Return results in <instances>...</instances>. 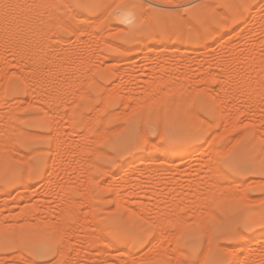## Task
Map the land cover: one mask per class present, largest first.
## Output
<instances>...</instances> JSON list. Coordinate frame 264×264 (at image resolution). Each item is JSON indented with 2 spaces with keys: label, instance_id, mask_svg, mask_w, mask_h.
<instances>
[{
  "label": "rangeland",
  "instance_id": "1",
  "mask_svg": "<svg viewBox=\"0 0 264 264\" xmlns=\"http://www.w3.org/2000/svg\"><path fill=\"white\" fill-rule=\"evenodd\" d=\"M0 1V264H261L264 15L231 0ZM177 130L189 154L164 161Z\"/></svg>",
  "mask_w": 264,
  "mask_h": 264
},
{
  "label": "bare ground",
  "instance_id": "2",
  "mask_svg": "<svg viewBox=\"0 0 264 264\" xmlns=\"http://www.w3.org/2000/svg\"><path fill=\"white\" fill-rule=\"evenodd\" d=\"M11 1H12V0H11ZM17 1H18V0H17ZM36 1H37V0H36ZM40 1H41V0H40ZM43 1H44V0H43ZM43 1H42V3H43ZM0 2H1V3H0V6H1L2 4H3V5H4V4L6 5V1H0ZM3 2H5V3H3ZM8 2H9V1L7 0V4H9ZM15 2H16V0H15ZM15 2H14V3H15ZM18 2H19V1H18ZM19 3H20V2H19ZM27 3H28V2H27ZM125 4H127V3H125ZM3 5H2L1 7H5V5H4V6H3ZM13 5H14V4H13ZM28 5H29V3H28ZM30 5H31V4H30ZM35 5H36V4H35ZM41 5H42V4H41ZM135 5H136V4H135ZM25 6H27V5H25ZM31 6H32V5H31ZM124 6H125V5H124ZM14 7H15V6H14ZM18 7H19V6H18ZM18 7L16 6V10L18 9L17 11L14 10L15 8H13V10H14L15 12H18V11L20 12L19 8H21V7H19V8H18ZM39 7H40V6H39ZM127 7H128V6H127ZM5 8H6V7H5ZM30 8H31V7H30ZM36 8H37V7H36ZM9 9H10V8H9ZM40 9H41V8H40ZM40 9H39V10H40ZM3 10H4V9H3ZM28 10H29V9H28ZM34 10H35V9H34ZM36 10H37V9H36ZM129 10H130V9H129ZM129 10L127 11V10L123 9V10H120L119 12H117V13L115 14V18H116V20L120 21L121 23H125V24H126V22L128 23L129 20H131L130 22H133L132 19H131V17H132V16H131V12H129ZM252 10H253V9H252ZM6 11H7V10H6ZM8 11H9V10H8ZM31 11H32V10H31ZM2 12H3V11H2ZM2 12H1V14H2ZM10 12H11V10H10ZM15 12H13V13H15ZM35 12H36V11H35ZM256 12H257V11H256ZM29 13H30V11H29ZM31 13H32V12H31ZM33 13H34V11H33ZM36 13H37V12H36ZM221 13L224 14L225 12H221ZM232 13H233V12H232ZM232 13H231V14H232ZM239 13H240V15H242V18H244V17H243L244 14L241 13L240 11H239ZM253 13H254V12H253ZM10 14H11V13H10ZM16 14H17V13H16ZM27 14H28V13H27ZM145 14H147V13H145ZM257 14H258V13H257ZM12 15H13V14H12ZM24 15H25V14H24ZM37 15H38V14H37ZM224 15H225L224 17H227V16H228L227 13L224 14ZM248 15H249V14H248ZM252 15H253V14H252ZM254 15H256V13H255ZM0 16H3V15H0ZM146 16H149V15L147 14ZM229 16H230V15H229ZM232 16H234V14H233ZM249 16H250V15H249ZM256 16H257V15H256ZM16 17H17V16H16ZM21 17H22V16H21ZM28 17H32V15H31V16H28ZM28 17H26V18H28ZM34 17H36V16L34 15ZM40 17H41V15H40ZM251 17L253 18V16H251ZM0 18H1V17H0ZM2 18H4V16H3ZM26 18H25V19H26ZM228 18H229V17H227V19H228ZM254 18H255V16H254ZM14 19H15V18H14ZM14 19H12V20L10 19V20L13 21ZM19 19H20V18H19ZM19 19H18V21H19ZM22 19H23V18H22ZM39 19H40V18H39ZM148 19H149V18H148ZM233 19H234V18H233ZM256 19H259V18H256ZM1 20H2V19H1ZM16 20H17V19H16ZM29 20H30V19H29ZM229 20H230V19H229ZM3 21H5V20L3 19ZM149 21H150V20H149ZM220 21H221V20H220ZM257 21H258V20H257ZM259 21H260V20H259ZM6 22H7V21H5V23H6ZM223 22L225 23L226 21H223ZM0 23H1V22H0ZM16 23H17V22H16ZM16 23H15L14 27H15V26H18V23H17V25H16ZM34 23H35V22H34ZM34 23H33V24H34ZM224 23H223V24H224ZM227 23H229V22H227ZM227 23H226V26L228 27ZM1 24H2V23H1ZM36 24H38V23H36ZM21 25H22V24H21ZM128 25H129V24H128ZM262 25H263V24H262ZM262 25H261V26H262ZM23 26H24V25H23ZM29 26H30V25H28V27H29ZM36 26H37V25H36ZM208 26H211V27H212V24L209 23ZM229 26H230V24H229ZM0 27H1V26H0ZM20 27H21V26H20ZM20 27H19V28H20ZM32 27H33V26H32ZM37 27H38V26H37ZM40 27H41V26H40ZM66 27H67V26H66ZM89 27H90V25H89ZM89 27H88V28H89ZM211 27H210V29H212ZM6 28H7V27H6ZM6 28H5V26H4V30H6ZM12 28H13V26H12ZM30 28H31V27H30ZM34 28H35V27H34ZM69 28H70V27H69ZM229 28H230V27H229ZM22 29H23V28H22ZM24 29H25V27H24ZM26 29H27V28H26ZM26 29H25V30H26ZM31 29H32V28H31ZM38 29H39V28H37V30H38ZM123 29H124V28H123ZM2 30H3V28H2ZM2 30H1V31H2ZM4 30H3V32H4ZM129 30H130V29H129ZM195 30H196V29H195ZM215 30H216V29H215ZM14 31H15V30H14ZM26 31H27V30H26ZM26 31H25V32H26ZM31 31H32V30H31ZM196 31H197V30H196ZM212 31H213V29H212ZM217 31H218V30H216V31H214V32H217ZM16 32H17V31H16ZM29 32H30V31H29ZM198 32H200V31H199V28H198ZM202 32H203V31H202ZM17 33H19V32H17ZM40 33H41V32H40ZM77 33H79V32H77ZM225 33H226V32H225ZM23 34H24V33H23ZM23 34H22V35H23ZM25 34H26V33H25ZM28 34H29V33H28ZM30 34H31V33H30ZM74 34H75V32H74ZM5 35H6V33H5ZM7 35H8V34H7ZM36 35H37V34H36ZM42 35H43V34H42ZM198 35H200L199 37L202 38V40H204L203 37H202V35H203L202 33H200V34L198 33ZM24 36H25V35H24ZM9 37H10V36H9ZM11 37H12V36H11ZM30 37H31V36H30ZM38 37H39V36H38ZM40 37H41V36H40ZM159 37H160V36H159ZM18 38H19V37H18ZM32 38H33V37H32ZM184 38H185V37H184ZM215 38H216V37H215ZM7 39H8V37H7ZM13 39H14V38H13ZM25 39H26V38H25ZM30 39H31V38H30ZM206 39H207V37H206ZM220 39H221V38H220ZM16 40H17V39H16ZM20 40H21V39H20ZM22 40H23V39H22ZM39 40H40V39H39ZM184 40H185V39H184ZM202 40H200V41L202 42ZM182 41H183V40H182ZM227 41H228V40H227ZM9 42H10V40H9ZM14 42H15V41H14ZM14 42H13V43H14ZM22 42H24V44H25V41H22ZM217 42H219V40H218ZM220 42H221V41H220ZM33 43H34V42H33ZM36 43H37V42H36ZM40 43H41V42H40ZM229 43H231V42H229ZM256 43H257V42H256ZM11 44H12V43H11ZM14 44L16 45V42H15ZM18 44H20V43H18ZM38 44H39V43H38ZM226 44H227V43H226ZM20 45H21V44H20ZM28 45H29V44H28ZM220 45L222 46L223 44H220ZM257 45H258V44H257ZM13 46H14V45H13ZM24 46H25V45H24ZM24 46H23V47H24ZM33 46H35V45H33ZM212 46H213V45H212ZM223 46H224V45H223ZM228 46H229V45H228ZM9 47H10V46H9ZM11 47H12V46H11ZM25 47H26V46H25ZM226 47H227V46H226ZM14 48H15V46H14ZM14 48H13V49H14ZM17 48H18V47H17ZM21 48H22V47H21ZM21 48H20V49H21ZM116 48H117V47H116ZM228 48H229V47H228ZM231 48H232V47H231ZM29 49H30V48H29ZM33 49H34V48H33ZM222 49H223V48H222ZM238 49H239V48H238ZM11 50H12V49H11ZM18 50H19V48H18ZM25 50H26V49H25ZM224 50H226V49H224ZM240 50H241V49H240ZM16 51H17V49L14 50L13 52H15V54H16ZM26 51H27V50H26ZM32 51H33V50H32ZM37 51H38V50H37ZM17 52H18V51H17ZM20 52H21V50H20ZM22 52H23V51H22ZM22 52H21V53H22ZM24 52H25V51H24ZM24 52H23V53H24ZM116 52H117V51H116ZM225 52H226V51H225ZM21 53H20V54H21ZM25 53H26V52H25ZM31 54H32V52H31ZM37 54H38V53H37ZM223 54H224V53H223ZM226 54H227V53H226ZM226 54H225V55H226ZM230 54H231V53H230ZM241 54H243V53L241 52ZM21 55H22V54H21ZM13 56H14V55H13ZM17 56H20V55H17ZM17 56H16V57H17ZM34 56H35V55H34ZM231 56H232V54H231ZM243 56H244V55H243ZM21 57L24 58L23 55H22ZM221 57H222V56H221ZM229 57H230V56H229ZM13 58H15V56H14ZM19 58H20V57H19ZM25 58H26V57H25ZM31 58H32V57H31ZM40 58H41V57H40ZM186 58H187V57H186ZM4 59H5V58H4ZM219 59H220V58H219ZM223 59H224V58H223ZM223 59H222V60H223ZM257 59H258V58H257ZM257 59H254V60H252V61H256ZM0 60H1V59H0ZM6 60H7V59H6ZM36 60H37V59H36ZM36 60H35L34 62H37V61H38V60H37V61H36ZM217 60H218V59H217ZM4 61H5V60H4ZM8 61H9V60H8ZM16 61H17V60H16ZM24 61H25V59H24ZM30 61H32V60H30ZM189 61H191V60H189ZM258 61H259V59H258ZM12 62H13V61H12ZM32 62H33V61H32ZM34 62H33V63L30 62V64L33 65ZM192 62H193V61H192ZM194 62H195V61H194ZM222 62H223V61H222ZM260 62H261V60H260ZM6 63H7V62H6ZM23 63H25V62H23ZM23 63H22V64H23ZM26 63H27V62H26ZM217 63H218V62H217ZM20 64H21V63H20ZM30 64L28 63V65H30ZM35 64H36V63H35ZM252 64H253V63H252ZM254 64L257 65V63H254ZM1 65H2V64H1ZM39 65L41 66V64H39ZM39 65H38V66H39ZM43 65H45V64H43ZM218 65H219V64H218ZM231 65H232V64H231ZM258 65H259V64H258ZM260 65H262V64H260ZM16 66H17V65H16ZM35 66H37V65H35ZM18 67H19V66H18ZM27 67H28V66H27ZM32 67H34V65H33ZM32 67H31V68H32ZM44 67H45V66H44ZM22 68H25V67L22 65V66H21V69H22ZM255 68H256V67H255ZM259 68H261V66L258 67L256 70H261V69H259ZM18 69H19V68H18ZM21 69H19V70H21ZM38 69H40V67L37 68L35 71H37ZM41 69H43V68H41ZM239 69H240V68H239ZM262 69H263V67H262ZM24 70H25V69H24ZM27 70H28V69H27ZM27 70H26V71H27ZM31 70H32V69H30V72L32 73V75H35L34 71L32 72ZM33 70H34V69H33ZM224 70H225V69H224ZM16 71H17V70H16ZM22 71H23V70H22ZM22 71H20V72H22ZM38 71H39V70H38ZM226 71H227V70H226ZM233 71H234V70H233ZM261 71H262V70H261ZM263 71H264V69H263ZM263 71H262V72H263ZM23 72H24V71H23ZM27 72H28V71H27ZM27 72H26V73H27ZM39 72H40V71H39ZM227 72H228V71H227ZM254 72H255V70H254ZM258 72H259V71H258ZM15 73H16V72H15ZM31 73H29V76H30ZM33 73H34V74H33ZM37 73H38V72H37ZM241 73H242V72H241ZM0 74H1V73H0ZM18 74H19V73H18ZM24 74H25V72H24ZM206 74H207V73H206ZM225 74H226V73H224V75H225ZM228 74H230V76L228 75V76H225V77H224V79L226 78V82H230V83H231L232 81H235V80H231V78H232L233 75H235V74H232V76H231V73L228 72ZM190 75H191V74H190ZM204 75H205V74H204ZM243 75H244V74H243ZM257 75H258V74H257ZM260 75H263V73H261ZM29 76H28V77H29ZM35 76H36V75H35ZM37 76H38V75H37ZM41 76H42V75H41ZM196 76H197V75H196ZM206 76H207V75H205V78H206ZM212 76H214V75L212 74ZM220 76H221V75H220ZM235 76H236V75H235ZM4 77H5V76H4ZM23 77H25V76L23 75ZM30 77H31V76H30ZM48 77H49V76H48ZM21 78H22V77H21ZM32 78H33V77H32ZM44 78H45V77H44ZM187 78H188V77H187ZM199 78H200V77H199ZM202 78H204V77H202ZM202 78H201V79H202ZM208 78H211V77L208 76ZM236 78H239V74H238V77L236 76ZM240 78H241V77H240ZM259 78H260V76H259ZM2 79H3V77H2ZM30 79H31V78H30ZM38 79H39V78H38ZM206 79H207V78H206ZM227 79H230V81H227ZM233 79H234V78H233ZM242 79H243V78H242ZM260 79H261V78H260ZM43 80H44V79H43ZM43 80H42V81H43ZM180 80H181V79H180ZM221 80H222V79H221ZM221 80H220V81H221ZM236 80H237V79H236ZM1 81H2V80H1ZM1 81H0V82H1ZM26 81H27V80H26ZM184 81H185V80H184ZM205 81H206V80H205ZM238 81H241V80L239 79ZM242 81H244V80H242ZM39 82H40V80H39ZM44 82H45V81H44ZM207 82H208V81H207ZM222 82H224V80H222ZM36 83H37L38 85L40 84V83H38V82H36ZM46 83H47V81H46ZM224 83H225V82H224ZM230 83H229V85H230ZM234 83H235V82H234ZM236 83H237V82H236ZM244 83H245V82H244ZM37 84H36V85H37ZM44 84H45V83H44ZM47 84H48V83H47ZM47 84H46V85H47ZM232 84H233V82H232ZM42 85H43V84H42ZM48 85H49V84H48ZM227 85H228V83H227ZM240 85H241V84H240ZM12 86H13V85H12ZM31 86H32V85H31ZM43 86H44V85H43ZM3 87H4V85H3ZM33 87H34V86H33ZM36 87H37V86H36ZM38 87L40 88L41 86H38ZM38 87H37V88H38ZM228 87H229V86H228ZM230 87H231V86H230ZM26 88H27V87H26ZM31 88H32V87H31ZM37 88H36V89H37ZM179 88H180V87H179ZM179 88H178V89H179ZM184 88H185V86H184ZM235 88H236V87H235ZM40 89H41V88H40ZM47 89H49V88H47ZM61 89H62V88H61ZM180 89H181V88H180ZM0 90H2V89H0ZM38 90H39V89H38ZM45 90H46V89H44V90H42V91H45ZM56 90H57V89H56ZM183 90H184V89H183ZM187 90H188V89H187ZM234 90H235V89H234ZM39 91H40V90H39ZM42 91H41V92H42ZM189 91H190V90H189ZM229 91H230V90H229ZM36 92H38V91H36ZM47 92H49V91H47ZM47 92H44V94H45L46 96L48 95V94H46ZM50 92H51V91H50ZM63 92H64V91H63ZM63 92H62V93H63ZM180 92H181V90H180ZM182 92H183V91H182ZM185 92H186V90H185ZM30 93H31V92H30ZM56 93H57V94H56L55 98H59L60 95H61V96L63 95V94L58 93V92H56ZM76 93H77V92H76ZM3 94H4V93H3ZM49 94H50V93H49ZM74 94H75V92H74ZM81 94H82V92H80L79 95H81ZM208 94H209V93H208ZM215 94H217V93H215ZM51 95H52V94H51ZM54 95H55V94H54ZM2 96H3V95H2ZM73 96H74V95H73ZM212 96H213V95H212ZM215 96H216V95H215ZM39 97H40V95H39ZM77 97H78V96H77ZM191 98H192V97H191ZM193 98H194V97H193ZM193 98H192L191 100H189L190 98L187 99V100L191 101V103H192ZM181 99H182V98H181ZM215 99H216V98H215ZM44 100H45V99H44ZM179 100H180V98H179ZM179 100H178V101H179ZM187 100H186V101H187ZM37 101H38V100H37ZM217 101H218V100H217ZM44 102H45V101H44ZM175 102H177V101H175ZM181 102H183V101H181ZM194 102H195V101H194ZM166 103H168V102L166 101ZM179 103H180V101H179ZM179 103H177L176 106H177V108H179L180 110H176V106H175V105H172V107L175 106V107H174L175 109H174V111H172V112H176V111H177V112H179V111L182 112V109L180 108V106H182V104L187 103V102L184 101V103H182L181 105H180ZM45 104H46V103H45ZM150 104H152V103H150ZM164 104H165V103H164ZM164 104H163V106H166V109H167V107H169V106H167V104H165V105H164ZM148 106H149V105H148ZM150 106H151V105H150ZM150 106H149V107H150ZM160 106H161V105H160ZM170 106H171V105H170ZM190 106H191V104H190ZM222 106H223V105H222ZM225 106L227 107V105H225ZM149 107L147 108V110L149 109ZM172 107H171V109H172ZM8 108H9V107H8ZM12 108H13V107H12ZM151 108H152V107H151ZM156 108H158V107H156ZM182 108H184V107H182ZM188 108H189V104H188ZM229 108H230V107H229ZM154 109H155V108H154ZM163 109H165V108L163 107ZM166 109H165V110H166ZM169 109H170V108H168V110H169ZM171 109H170V110H171ZM185 109H187V108H184V111H185ZM194 109H195V108H194ZM9 110H10V109H9ZM14 110H15V108H14ZM156 110H157V109H156ZM168 110L165 111V115H168V113H166V112H168ZM172 110H173V109H172ZM12 111H13V110H12ZM16 111H17V110H16ZM152 111H153V110H152ZM154 111H155V110H154ZM193 111H194V110H193ZM147 112H148V111H147ZM150 112H151V111H150ZM177 112L175 113V115H176V116L178 117V119H179V116L177 115ZM188 112H190V111H188ZM5 113H7V112H5ZM81 113H82V112H81ZM153 113H154V114H157V113H155V112H153ZM179 113H180V112H179ZM194 113H195V112H194ZM194 113H193V114H194ZM222 113H223V112H222ZM14 114H15V113H14ZM151 114H152V113H151ZM154 114H152V115H154ZM189 114H190V113H189ZM232 114H233V113H232ZM10 115H11V114H10ZM82 115H83V114H82ZM169 115H170V114H169ZM169 115L166 116V118L169 117L168 120H169L170 117H171V116H169ZM173 115H174V114H173ZM195 115H196V114H195ZM221 115H223V114H221ZM2 116H3V115H2ZM7 116H8V115H7ZM7 116H5V117H7ZM196 116H197V115H196ZM23 117H24V116H23ZM25 117H26V116H25ZM173 117H174V116H173ZM173 117H172V118H173ZM191 117H193V116H191ZM197 117H198V116H197ZM228 117H229V116H228ZM8 118L10 119V118H12V117H9V116H8ZM174 118H175V117H174ZM181 118H182V117H180V120H181ZM186 118H187V117H186ZM14 119H15V118H14ZM74 119H75V118H74ZM85 119H87V118H85ZM194 119H195V116H194ZM202 119H203V118H202ZM202 119H201V120H202ZM233 119H234V117H233ZM87 120H88V119H87ZM87 120H86V122H87ZM173 120H174V119H173ZM1 121H2V120H1ZM4 121H5V120H4ZM6 121H8V120H6ZM174 121H175V120H174ZM192 121H193V120H192ZM197 121H198V120H197ZM199 121H200V120H199ZM203 121H204V119H203ZM8 122H10V121H8ZM170 122H172V121H170ZM205 122H206V121H205ZM207 122H208V121H207ZM167 123H168V122H167ZM3 124H4V122H3ZM9 124H10V123H9ZM11 124H12V123H11ZM11 124H10V126H11ZM14 124H15V123H14ZM85 124L87 125V123H85ZM175 124H176V123H175ZM86 125H85V126H86ZM172 125H173V124H172ZM172 125H171V126H172ZM210 125H212V124H210ZM179 126H180V125H179ZM2 127H4V126H2ZM7 127H8V126H7ZM7 127H6V128H7ZM14 127H15V126H14ZM52 127H53V126H52ZM175 127H176V126H175ZM175 127H174V128H175ZM211 127H213V126H211ZM9 128H10V127H9ZM19 128H20V127H19ZM87 128L89 129V127H87ZM174 128H173V129H174ZM177 128H178V127H177ZM177 128H175V129H177ZM183 128H184V127H183ZM7 129H8V128H7ZM13 129H15V128H13ZM88 129H87V130H88ZM178 129H179V128H178ZM10 130H11V128H10ZM171 130H172V129H171ZM11 131H12V130H11ZM16 131H17V129H16ZM18 131H19V129H18ZM89 131H90V130H89ZM89 131H88V132H89ZM190 131H191V130H190ZM2 132H3V130H2ZM4 132H6V131H4ZM9 132H10V131H9ZM26 132H27V131H26ZM29 132H30V131H29ZM35 132L37 133V131H35ZM90 132H91V131H90ZM182 132H183V130H182ZM186 132H188V131H186ZM186 132L181 133V132H179V130H177V132L174 133V134H175L174 139H175V142H176V143H175V145H174L173 147H170L168 150H166V149L160 147V150H159V151L161 152L163 158L168 157V156H182L183 154H186V155L189 154V149H188V148H189V145H190L191 142H188V140H189V139H192V138H190V135H189L188 133H186ZM244 132H245V130H244ZM6 133H8V132H6ZM6 133H4V134H6ZM27 133H28V132H27ZM27 133H26V134H27ZM32 133H33V132H32ZM32 133H31V135L35 136V135L32 134ZM39 133H40V132H39ZM57 133H58V132H57ZM166 133H167V131H166ZM212 133H215V131L212 132ZM217 133H218V132H217ZM248 133H250V132H248ZM8 134H9V133H8ZM48 134H49V133H48ZM167 134H168V133H167ZM218 134H221V133H218ZM218 134L215 133V135H214V137H213L215 143H216V139H217L216 137H217V136H221V135H218ZM242 134H243V133H242ZM40 135H41V134H40ZM40 135H39V136H40ZM43 135H46V136H47V134H44V133H43ZM43 135H42V137H43ZM59 135H60V134H58V136H59ZM222 135H223V134H222ZM39 136H38V137H39ZM51 136H52V135H51ZM211 136H213V134H212ZM215 136H216V137H215ZM7 137H8V136H7ZM35 137H37V134H36ZM53 137H54V136H53ZM60 137H61V136H60ZM60 137H59V139H60ZM9 138H10V137H9ZM18 138H20V137L18 136ZM145 138H146V136H145ZM213 138H212V139H213ZM143 139H144V137L142 138V140H143ZM146 139H147V138H146ZM209 140H210V139H209ZM4 141H5V140H4ZM217 141H218V140H217ZM53 142H54V140H53ZM56 142H57V139H56ZM59 142H60V141H59ZM225 142H226V141H225ZM192 143H193V142H192ZM192 143H191V144H192ZM215 143H214L213 146H215ZM55 144H56V143H55ZM61 144H63V143H61ZM207 144H208V145L206 146V149H207L208 146H210V145L213 144V143H211V144L209 145V143L207 142ZM224 144H226V143H224ZM193 145H194V144H193ZM0 146H1V145H0ZM57 146H59V145L57 144ZM193 147H194V146H193ZM217 147H218V146H217ZM225 147H226V146H224V148H225ZM0 148H2V147H0ZM53 148H54V147H53ZM209 148H210V147H208V149H209ZM211 148L214 149L215 152H218L217 149H216V147H212V146H211ZM211 148L209 149V151H210V150H211V151H214V150H212ZM220 148H222L223 150L226 151V149H224L223 146L220 147ZM51 149H52V148H51ZM208 149H207V150H208ZM222 149H221V151H222ZM1 150H2V149H1ZM36 150H37V149H36ZM39 150H40V149H39ZM41 150H42V149H41ZM219 150H220V149H219ZM50 151H51V150H50ZM54 151H55V150H54ZM194 151H195V150H194ZM34 152H35V151H34ZM34 152H33V153H34ZM36 152H37V151H36ZM136 152H137V151H136ZM153 152H154V151H150V154H152ZM222 152H223V151H222ZM20 153H21V152H20ZM211 153H212V152H211ZM213 153H214V152H213ZM213 153H212L211 155H214ZM218 153H220V152H218ZM21 154H22V153H21ZM24 154H26V153H24ZM54 154H56V153H54ZM190 154H191V153H190ZM215 154H216V153H215ZM223 154H224V153H223ZM223 154H222V155H223ZM22 155H23V154H22ZM52 155H53V154H52ZM211 155H210V156H211ZM216 155H217V154H216ZM25 156H26V155H24V157H25ZM214 156H215V155H214ZM22 157H23V156H22ZM70 157H71V156H70ZM5 158H6V157H5ZM54 159H55V158H54ZM207 159H208V158H207ZM166 160H167V159L165 158L164 161H166ZM51 161H52V160H51ZM221 161H222V160H221ZM208 162H209V161H208ZM210 162H212V161H210ZM210 162H209V163H210ZM213 162H214V160H213ZM51 164H52V163H51ZM53 164H54V163H53ZM211 164H212V163H211ZM48 165H49V164H48ZM127 165H129V162L126 163V165L123 166V167H126ZM49 166H50V165H49ZM212 166H213V165H211V167H210L211 169L213 168ZM214 166H215V165H214ZM54 167H55V165H54ZM215 167H216V166H215ZM215 167H214V168H215ZM53 169H54V168H53ZM215 169H216V168H215ZM213 170H214V169H213ZM37 172H38V171H37ZM49 172H50V171H49ZM51 172H52V171H51ZM209 172H210V170H209ZM52 173H53V172H52ZM152 173H153V172H152ZM213 173H215V175H219V174L216 172V170H215V172H213ZM211 175H212V176H211ZM121 176H122V175H121ZM128 176H129V175H128ZM128 176H127V179H126V177H124L125 180L122 178V179H123L124 181H126L127 183H128V178H129ZM138 176H139V175H138ZM148 176H149V175H148ZM208 176H209V175H208ZM219 176H220V175H219ZM150 177H152V176L150 175ZM209 177H214V175L212 174V171H211V174H210ZM209 177H208V178H209ZM135 178H136V177H135ZM147 178H148V177H147ZM220 178H221V177H220ZM220 178H219V179H220ZM129 179H130V178H129ZM133 179H134V178H133ZM150 179L152 180V178H150ZM209 179H212V178H209ZM213 179H215V178H213ZM22 181H23V178H22ZM115 181H116V180H115ZM212 181H213V180H212ZM212 181H211V182H212ZM109 182H111V181H109ZM149 182H150V180H149ZM208 182H209V181H208ZM211 182L209 183V185L212 184ZM24 183H25V181H24ZM24 183H22V184L24 185ZM127 183H126V184H127ZM136 183H137V182H136ZM138 183H139V182H138ZM205 183H207V181H205ZM215 183H216V185H217V181H216V180H215ZM110 185H111V184H110ZM113 185H115V184L113 183ZM129 185H130V184H129ZM145 185H146V184H145ZM196 185H197V184H196ZM205 185H206V184H205ZM207 185H208V184H207ZM218 185H219V184H218ZM218 185H217V186H218ZM115 186H116V185H115ZM118 186H120V184H118ZM123 186H124V185H123ZM127 186H128V185H127ZM147 186H148V185H147ZM199 186H200V185H199ZM24 187H25V186H24ZM120 187H121V186H120ZM142 187H143V186H142ZM202 187H203V186H202ZM209 187H210V186H208V188H209ZM212 187H215V184H213ZM117 188H118V187L116 186V189H117ZM216 188H217V187H216ZM196 189H197V187H196ZM199 189H200V188H199ZM210 189H211V188H210ZM212 189H213V188H212ZM212 189H211V191H212ZM217 189H218V190H221V188H220V189L217 188ZM217 189H213V191H214V192L217 191V194H218V190H217ZM194 190H195V189H194ZM200 190H201V189H200ZM237 190H240V189H237V188H236V191H237ZM195 191H196V190H195ZM206 191H207V193H210V192H208L207 189H206ZM209 191H210V190H209ZM223 191H224V190H223ZM223 191L220 192V194H221V193L223 194ZM118 192H119V190H118ZM214 192H212V194H213ZM224 192H225V191H224ZM228 192H229V190H228ZM228 192H227V193H228ZM4 193H5V191H4ZM198 193H200V192H198ZM215 193H216V192H215ZM194 194H195V193H194ZM194 194H193L192 196H194ZM200 194H201V193H200ZM210 194H211V193H210ZM222 194H221V197H222ZM234 194H235V193H234ZM125 195H128V194H125ZM224 195H225V196H226V195H227V196H228V195L230 196V195H232V192H231V194H224ZM117 196H119V195H117ZM130 196H131V195H130ZM145 196H146V194H145ZM195 196H197V195H195ZM200 196H201V195H198V197H197L198 201H199V197H200ZM208 196L212 199L213 196H215V194H213V196H212V195H208ZM218 196H219V194H218ZM119 197H120V196H119ZM216 197H217V195H216ZM221 197H220V198H221ZM121 198H122V197H121ZM124 198H125V197H124ZM149 198H150V197H149ZM151 198H152V197H151ZM218 198H219V197H218ZM225 198H226V197H225ZM152 199H153V198H152ZM193 199H195V198L193 197ZM197 199H196V200H197ZM200 199H201V198H200ZM215 199L217 200V198H213V200H215ZM43 200H44V199H43ZM61 200H62V199H61ZM117 200H121V199L118 198ZM124 200H125V199H124ZM124 200H121V202H123ZM129 200H130V199H129ZM201 200L206 202V198H205V200H203V198H202ZM208 200H210V199H208ZM216 200H215V201H216ZM130 201H131V200H130ZM134 201H135V200H134ZM136 201H137V200H136ZM215 201H214V202H215ZM39 202H40V201H39ZM132 202H133V201H132ZM137 202H139V201H137ZM137 202H134V203H136V205H137ZM199 202H200V201H199ZM199 202H198V203H199ZM205 202H204V203H205ZM209 202H210V201H209ZM209 202L207 201V206H208V203H209ZM214 202H213V203H214ZM217 202H218V200H217ZM62 203H63V202H62ZM74 203H75V202H74ZM74 203H72V204H74ZM128 203H130V202H128ZM139 203H141V202H139ZM201 203H203V202H200V204H201ZM215 203H216V202H215ZM215 203H214V204H215ZM40 204H42V203H40ZM70 204H71V201H70ZM123 204H125V203L123 202ZM146 204H147V203H146ZM62 205H63V204H62ZM64 205L66 206V204H64ZM128 205H129V204H128ZM128 205H127V206H128ZM140 205H141V204H140ZM142 205H143V204H142ZM209 205H210V204H209ZM41 206H42V205H41ZM44 206H45V205H44ZM66 207H67V206H66ZM201 207H203V206H201ZM211 207H212V206H211ZM33 208H34V207H33ZM46 208H47V207H46ZM62 208H64V210L66 209L64 206H63ZM62 208H61V209H62ZM68 208H69V207H67V209H68ZM73 208H74V207H73ZM128 208H129V207H128ZM208 208H209V207H208ZM34 209H35V208H34ZM43 209H44V208H43ZM67 209H66V210H67ZM70 209H71V207H70ZM203 209L206 210V208H203ZM24 210H25V209H24ZM62 210H63V209H62ZM62 210H61V211H62ZM71 210H72V209H71ZM143 210H144V209H143ZM147 210H148V209H147ZM205 210H204V211H205ZM210 210H211V208H210ZM28 211H29V209H28ZM39 211H40V210H39ZM42 211H43V210H42ZM44 211H45V210H44ZM44 211H43V212H44ZM25 212H26V211H25ZM40 212H41V211H40ZM62 212H63V214H64L65 211H62ZM69 212H70V210H69ZM148 212H149V211H148ZM58 213H59V212H58ZM65 213H66V212H65ZM161 213H163V212H160L159 215H160ZM167 213H168V212H167ZM170 213H171V212H169L168 214L170 215ZM213 213H214V212H213ZM213 213H212V214H213ZM256 213L258 214V212H256ZM26 214H29V212L26 213ZM144 214H145V213H144ZM29 215H30V214H29ZM59 215H60V214H59ZM64 215H65V214H64ZM169 215H168V216H169ZM213 215H215V214H213ZM259 215H260V214H259ZM65 216H66V215H65ZM143 216H144V215H143ZM161 216H162V214H161ZM168 216H166V218H167ZM60 217H61V216H59L58 218H60ZM148 217H149V216H148ZM156 217H157V215H156ZM156 217L154 218V220H156ZM164 217H165V216H164ZM164 217H163V218H164ZM30 218H31V217H30ZM35 218H36V217H35ZM62 218L66 219L64 216L61 217V219H62ZM158 218H159V217H158ZM158 218H157V220H160L161 217H160L159 219H158ZM170 218H171V217H170ZM170 218H168V219H166V220L163 219V221H162V220H161V221H162V222H165V221L169 220ZM173 218H175V217H173ZM173 218H172V219H173ZM27 219H28V218H27ZM27 219H26V221H27ZM32 219H33V217H32ZM61 219H60V220H61ZM145 219H147V218L145 217ZM176 219H177V218H176ZM253 219H254V220H255V219H259V217H258V218H257V217H253ZM43 220H44V219H43ZM46 220H47V218H46ZM148 220H149V219H148ZM157 220H156V221H157ZM29 221H31V220L29 219ZM41 221H42V220H40L39 222H41ZM169 221H171V220H169ZM172 221H173V220H172ZM35 222H36V221H35ZM39 222H38V223H39ZM48 222H50V221L48 220ZM48 222L45 221V223H48ZM150 222H152V221H150ZM162 222H159L158 224L161 225L160 223H162ZM167 222H168V221H167ZM167 222H166V223H167ZM174 222H175V221H174ZM23 223H24V221H23ZM28 223H29V222H27V225H28ZM41 223H43V222H41ZM50 223L52 224L53 222H50ZM12 224H13V223H12ZM12 224H10V225H12ZM21 224H22V222H21ZM24 224H25V223H24ZM31 224H32V223H31ZM31 224H30V225H31ZM53 224H55V223H53ZM142 224H143V223H142ZM142 224H141V226H142ZM158 224H157V225H158ZM163 224H164V223H163ZM0 225H2V224L0 223ZM19 225H20V224H19ZM35 225H37V222H36ZM41 225H42V224H41ZM170 225H171V224H170ZM242 225H243V224H242ZM23 226H24V225H23ZM44 226H45V225H44ZM61 226H62V225H61ZM176 226H177V225H176ZM2 227H4V226H2ZM18 227H19V226H18ZM35 227H36V226H35ZM161 227H162V226H161ZM164 227H166V226H164ZM48 228H49V226H47V229H48ZM52 228H53V227H52ZM145 228H146V227H145ZM3 229H4V228H3ZM28 229H29V227H28ZM38 229H39V228H38ZM38 229H37V230H38ZM147 229H148V228H147ZM0 230H1V229H0ZM7 230H8V229H7ZM30 230H31V229H30ZM30 230H29V231H30ZM57 230H58V229H57ZM150 230H151V229H150ZM150 230H149V231H150ZM41 231H42V230H41ZM46 231H47V230H46ZM66 231H67V230H66ZM155 231H156V230H155ZM166 231H167V229H166ZM2 232H3V231H2ZM13 232H14V231H13ZM49 232H50V231H49ZM64 232H65V231H64ZM175 232H176V231H175ZM30 233H31V232H30ZM32 233H33V232H32ZM167 233H168V232H167ZM176 233H177V232H176ZM24 234H25V233H24ZM33 234H34V233H33ZM37 234H38V233H36V235H37ZM62 234H63V233H62ZM173 234H175V233H173ZM17 235H18V234H17ZM27 235H28V232H27ZM29 235H30V234H29ZM40 235H41V234H40ZM43 235H44V234H43ZM2 236H3V235H2ZM22 236H23V235H22ZM44 236H45V235H44ZM169 236H170V235H169ZM23 237H24V236H23ZM33 237H34V235H33ZM36 237H37V236H36ZM161 237H162V236H161ZM170 237H171V236H170ZM15 238H16V237H15ZM24 238H25V237H24ZM29 238H30V236H29ZM41 238H42V237H41ZM157 238H158V236H157ZM260 238H263V236L260 237ZM39 239H40V238H39ZM246 239H247V238H246ZM45 240H47V239H45ZM174 240H175V239H174ZM156 241H157V239H156ZM160 241H161V239H160ZM172 241H173V240H172ZM127 243H129V242H127ZM127 243H126V244H127ZM153 243H154V242H153ZM155 243H156V242H155ZM155 243H154V244H155ZM129 244H130V243H129ZM161 244H162V243L160 242V245H161ZM164 244H165V243H164ZM164 244H163V245H164ZM157 245H158V244H157ZM157 245H154V246H157ZM163 245H161V246H163ZM130 246H131V245H130ZM165 246H167V245H165ZM239 246H240V245H239ZM148 247H149V246H148ZM157 247H158V246H157ZM159 247H160V246H159ZM159 247H158V249H159ZM243 247H245V246H243ZM128 248H129V247H128ZM160 248H161V247H160ZM240 248H241V247H240ZM42 249H43V248H42ZM161 249H163V251H164V247H162ZM149 251H150V250H149ZM149 251H148V252H149ZM159 251H162V250H159ZM257 251H258V250H257ZM44 252H45V251H44ZM144 252H145V251H144ZM177 252H178V251H177ZM145 253H146V252H145ZM156 253H157V254H156V256H157L160 252L158 253V251H157ZM161 253H162V252H161ZM161 253H160V254H161ZM205 253H206V252H205ZM259 253H260V252H259ZM147 254H148V253H147ZM144 255H145V254H144ZM148 255H149V254H148ZM259 255H260V254H259ZM11 256H12V255H11ZM153 256L155 257V255H153ZM163 256H165V255L163 254ZM256 256H257V255H256ZM260 256H261V255H260ZM5 257H6V256H5ZM5 257H4V258H5ZM14 257H15V256H13V258H14ZM18 257H19V256H18ZM18 257H17V258H18ZM157 257H159V255H158ZM6 258H7V257H6ZM9 258H10V257H9ZM11 258H12V257H11ZM13 258H12V259H13ZM20 258H21V257H20ZM146 258H148V256H147ZM149 258H150V257H149ZM155 258H156V257H155ZM240 258H241V257H240ZM1 259H2V258H1ZM162 259H163V258H162ZM18 260H19V259H18ZM146 260H147V259H146ZM33 262H34V261H33ZM32 264H33V263H32Z\"/></svg>",
  "mask_w": 264,
  "mask_h": 264
},
{
  "label": "snow or ice",
  "instance_id": "3",
  "mask_svg": "<svg viewBox=\"0 0 264 264\" xmlns=\"http://www.w3.org/2000/svg\"><path fill=\"white\" fill-rule=\"evenodd\" d=\"M225 7H234L239 9L242 13L248 9H258L261 15H264V0H231V2L221 6ZM261 229H264V221H261L258 225ZM261 264H264V260L261 261Z\"/></svg>",
  "mask_w": 264,
  "mask_h": 264
}]
</instances>
